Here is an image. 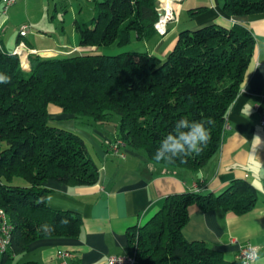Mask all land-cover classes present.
<instances>
[{"label":"trees","instance_id":"obj_1","mask_svg":"<svg viewBox=\"0 0 264 264\" xmlns=\"http://www.w3.org/2000/svg\"><path fill=\"white\" fill-rule=\"evenodd\" d=\"M223 2L230 17L264 12V0ZM94 9L90 20L75 19L81 46H125L133 36L147 40L157 32V0H94ZM255 45L245 26L212 23L181 31L165 59L137 50L33 53L25 71L19 56L0 43V72L11 78L0 84V208L14 226L0 264H11L15 254L28 251L37 239L79 235L80 213L39 202L51 190L48 180L72 186L100 180V166L84 138L50 122L51 103L91 123L118 119L114 139L123 146L144 151L151 162L168 168L197 171L220 149L228 112L241 91ZM181 118L211 119L206 125L209 143L201 152L171 161L154 159L160 141ZM256 200L257 190L247 179L233 180L220 193L170 194L145 224L129 230V253L138 264H239L204 241H189L183 228L192 205L241 214L252 210ZM64 218L67 224L61 223Z\"/></svg>","mask_w":264,"mask_h":264},{"label":"crops","instance_id":"obj_2","mask_svg":"<svg viewBox=\"0 0 264 264\" xmlns=\"http://www.w3.org/2000/svg\"><path fill=\"white\" fill-rule=\"evenodd\" d=\"M60 1L78 8L73 14L75 19L88 20L83 6L86 3L91 6L90 14H95L94 0H16L6 14L2 13L0 1V43L4 49H15L22 37L20 33L15 38L8 37V34L23 24L30 27L26 23L29 19L32 25L43 31L33 37L34 41L28 38L30 31L23 38L30 49L57 51L58 55L92 50L106 53L104 47L81 46L75 41L68 53L60 52L55 46L36 45L38 39L45 38L46 15L57 11ZM178 3V20L168 25L165 35L156 32L147 40H138L135 36L136 46L130 50L165 59L176 45L181 31L212 23L241 24L256 39L241 91L228 112L218 153L197 171L185 167L168 168L151 162L144 151H134L127 146L121 147L125 154L121 157L108 145L117 135L118 119L91 123L51 103L48 107L50 122L84 138L89 152L100 166V180L88 186L48 180L46 186L51 190L47 197L52 198L48 206L80 213L83 219L81 231L75 237L37 239L28 251L15 254L11 264H53L59 260L58 251L62 249L71 253L70 264H107L110 255L129 253V230L145 224L160 210L168 195L186 191L220 193L235 179H247L255 186V207L238 214L224 207L204 211L192 205L183 234L189 241H204L221 251L229 262L239 261L242 246L256 245L259 258L255 264H264V126L261 123L264 114V12L230 17L224 12L223 0H180ZM199 7L202 9L193 10Z\"/></svg>","mask_w":264,"mask_h":264},{"label":"built area","instance_id":"obj_3","mask_svg":"<svg viewBox=\"0 0 264 264\" xmlns=\"http://www.w3.org/2000/svg\"><path fill=\"white\" fill-rule=\"evenodd\" d=\"M2 2V13L6 14L8 8L13 5L16 0H0ZM180 0H158V11L159 17L155 22V29L157 33L160 35H165L168 32V25L172 22L178 20V2ZM29 25L23 24L20 29V36L22 39L18 42L13 53L17 54L21 61V67L25 71H29V55L36 53L42 56H55L59 53L52 52L51 50L38 51L36 49H30L25 40L23 39L29 32ZM261 123L264 126V114L261 118ZM111 150L120 155L121 157H125L124 152L121 151V147L123 146V142L120 139H116L114 141L108 142ZM14 232V226L11 223L7 212L4 208H0V254H3L11 244L12 235ZM252 253H256L259 256V247L253 244H247L241 247L238 260L241 261L242 264H252L250 256ZM58 261L53 264H70L68 258L71 256V253L68 250H59L58 251ZM107 264H138V260L135 255L131 253L127 254H115L110 255L107 260Z\"/></svg>","mask_w":264,"mask_h":264},{"label":"rangeland","instance_id":"obj_4","mask_svg":"<svg viewBox=\"0 0 264 264\" xmlns=\"http://www.w3.org/2000/svg\"><path fill=\"white\" fill-rule=\"evenodd\" d=\"M68 2H59L57 11H50L49 15L45 17V38L40 40L38 39L37 46L44 47V46H55L58 48L60 52L68 53L74 47V41L76 43L79 42V35L74 28V21L76 16H74L75 9L78 10L77 7H72L69 5ZM89 4H83L84 6V13H86V19H91L93 15L90 14L91 6ZM2 9V5H1ZM53 10V9H52ZM93 14V13H92ZM24 16V14H23ZM25 17V16H24ZM29 20V19H28ZM26 23L30 24V27L32 26V29L29 33V40L34 41L33 37H38V35L43 32L41 29H38L34 25L31 24L30 21ZM22 25L19 29L14 30L13 32L8 34V37L11 36V38H15L18 33H20ZM34 30V32H33ZM32 31V33H31ZM135 36H133L132 42L125 46H118L117 44H113L110 46L104 47L106 54H117L121 52H125L131 49V47H135ZM19 179H17V182ZM2 259V254H0V263Z\"/></svg>","mask_w":264,"mask_h":264},{"label":"clouds","instance_id":"obj_5","mask_svg":"<svg viewBox=\"0 0 264 264\" xmlns=\"http://www.w3.org/2000/svg\"><path fill=\"white\" fill-rule=\"evenodd\" d=\"M10 76L6 73L0 72V84H7L10 82ZM213 121L208 119L206 121L189 120L187 118L179 119L173 131L169 132L163 140L160 141L156 149L154 159L171 161L175 158L187 155L189 153H198L203 150L210 140V131L206 125L212 124ZM51 197L41 198L39 202L50 203ZM62 224H67L66 218L61 220ZM47 230V226H45ZM258 254L252 253L250 259L252 264L258 259Z\"/></svg>","mask_w":264,"mask_h":264},{"label":"water","instance_id":"obj_6","mask_svg":"<svg viewBox=\"0 0 264 264\" xmlns=\"http://www.w3.org/2000/svg\"><path fill=\"white\" fill-rule=\"evenodd\" d=\"M43 55V53H41Z\"/></svg>","mask_w":264,"mask_h":264}]
</instances>
